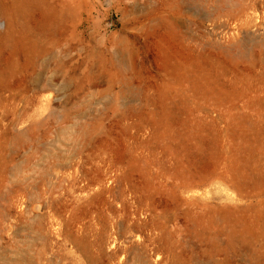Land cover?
<instances>
[{
    "label": "rangeland",
    "instance_id": "obj_1",
    "mask_svg": "<svg viewBox=\"0 0 264 264\" xmlns=\"http://www.w3.org/2000/svg\"><path fill=\"white\" fill-rule=\"evenodd\" d=\"M0 264H264V0H0Z\"/></svg>",
    "mask_w": 264,
    "mask_h": 264
}]
</instances>
